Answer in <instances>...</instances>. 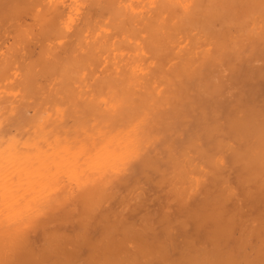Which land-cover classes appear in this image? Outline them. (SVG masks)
<instances>
[{"label":"clouds","instance_id":"9594fccd","mask_svg":"<svg viewBox=\"0 0 264 264\" xmlns=\"http://www.w3.org/2000/svg\"><path fill=\"white\" fill-rule=\"evenodd\" d=\"M249 2L259 11L245 33L229 37L234 56L221 63L205 0H38L48 31L41 51L25 59L21 45L0 48V102L5 92L11 101L0 110V142L16 137L20 152L42 161L0 159V264H26L25 242L50 217L109 207L123 178L219 79L214 64L223 77L242 62L264 70V39L256 41L264 0ZM90 4L106 15L85 18ZM45 112L51 118L41 127ZM96 159L101 166H92ZM204 171L186 162L161 194L191 206Z\"/></svg>","mask_w":264,"mask_h":264},{"label":"bare ground","instance_id":"6f19581e","mask_svg":"<svg viewBox=\"0 0 264 264\" xmlns=\"http://www.w3.org/2000/svg\"><path fill=\"white\" fill-rule=\"evenodd\" d=\"M37 7L38 0H0V48L21 45L25 59L41 51L48 31ZM205 8V26L217 37L223 63L234 56L229 37L245 33L259 9L249 0H205ZM89 15L106 13L90 4ZM261 39L257 35L258 44ZM219 69L214 64L219 79L205 85L181 126L123 178L111 205L44 221L25 242L26 264H264V70L242 62L223 77ZM10 104L5 92L0 110ZM50 118L43 113L41 127ZM18 144L16 137L0 142V159L42 163ZM193 161L204 166L205 184L191 206L178 208L159 185L182 177Z\"/></svg>","mask_w":264,"mask_h":264}]
</instances>
